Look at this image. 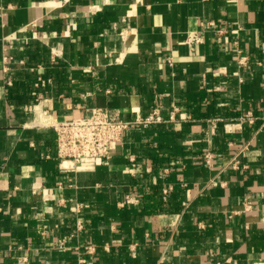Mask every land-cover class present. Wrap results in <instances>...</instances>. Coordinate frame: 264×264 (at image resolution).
I'll return each instance as SVG.
<instances>
[{
    "label": "crops",
    "instance_id": "obj_1",
    "mask_svg": "<svg viewBox=\"0 0 264 264\" xmlns=\"http://www.w3.org/2000/svg\"><path fill=\"white\" fill-rule=\"evenodd\" d=\"M155 105L179 111L58 166L49 122ZM0 264H264V0H0Z\"/></svg>",
    "mask_w": 264,
    "mask_h": 264
},
{
    "label": "built area",
    "instance_id": "obj_2",
    "mask_svg": "<svg viewBox=\"0 0 264 264\" xmlns=\"http://www.w3.org/2000/svg\"><path fill=\"white\" fill-rule=\"evenodd\" d=\"M34 26L35 24L32 23ZM206 26H214L213 20L205 22ZM217 34H222V28L216 29ZM125 35V32H122ZM200 36L197 33H189L187 35L188 42H198ZM54 53V52H53ZM52 59L54 57L52 56ZM245 57H240L239 63L244 64ZM168 62H172L171 58ZM6 69V68H5ZM50 80V79H48ZM7 84H11L10 80H7ZM37 85V83H35ZM34 95V112L39 115L45 114V109L41 108L42 96L36 91H32ZM42 111V112H41ZM179 107L173 105L167 115H164L159 106L155 105L145 113H135L130 117L125 116L122 110L118 107L107 106H93L90 108L89 113L84 116L73 117L63 121H51L48 123L54 129L55 132V157L58 160V166L63 171L74 170L77 164H107L112 156L111 148L113 144L122 143L124 133L127 130L133 128H147L152 125L162 124L175 119V115L178 113ZM242 119L252 122L254 116L250 111L246 112ZM214 154L211 151H207L203 154V160L206 164L210 165ZM129 161L132 168L137 166V160L134 156L129 157ZM233 168L239 167L238 160L232 162ZM149 167H146V171H149ZM72 182V178H68ZM172 189L171 186L164 187L162 189V197L166 199L168 192ZM138 199L126 194L119 202L122 206L126 203H135ZM87 205L83 202L75 203L76 221L75 232H79L83 229V220L81 219L80 212ZM253 204L249 199H243L242 208L231 210L228 216L245 213L252 209ZM202 226V224H199ZM41 229V230H40ZM40 232L44 233L45 228H40ZM73 235L71 232L70 236ZM65 238L60 241V247L65 248ZM86 252H94V245L88 244L85 247ZM108 250L107 246H104Z\"/></svg>",
    "mask_w": 264,
    "mask_h": 264
}]
</instances>
